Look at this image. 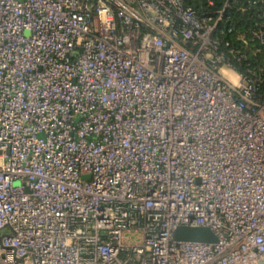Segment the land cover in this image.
<instances>
[{
	"label": "built area",
	"instance_id": "2783aa9c",
	"mask_svg": "<svg viewBox=\"0 0 264 264\" xmlns=\"http://www.w3.org/2000/svg\"><path fill=\"white\" fill-rule=\"evenodd\" d=\"M214 8L0 0V264L264 261V0Z\"/></svg>",
	"mask_w": 264,
	"mask_h": 264
},
{
	"label": "trees",
	"instance_id": "16d2710c",
	"mask_svg": "<svg viewBox=\"0 0 264 264\" xmlns=\"http://www.w3.org/2000/svg\"><path fill=\"white\" fill-rule=\"evenodd\" d=\"M215 4L214 9H220L223 7L224 2L226 0H212ZM207 0H189L194 7L199 8L201 5H205ZM251 11L242 12L241 6L239 4L234 5L230 8L228 16L231 17V23L234 26L233 33H226L223 36V40H229L234 44V46L238 49L242 50V46L240 41L238 40L241 34H246L247 37L250 36L251 29L253 26V20L251 17ZM228 25V24H227ZM229 26V25H228ZM257 45L255 43H251L249 49V55L252 57L254 50H256Z\"/></svg>",
	"mask_w": 264,
	"mask_h": 264
},
{
	"label": "water",
	"instance_id": "95a60500",
	"mask_svg": "<svg viewBox=\"0 0 264 264\" xmlns=\"http://www.w3.org/2000/svg\"><path fill=\"white\" fill-rule=\"evenodd\" d=\"M175 239L178 241L205 243L217 242L215 234L210 229L203 227H180L175 232ZM257 264H264V261H261Z\"/></svg>",
	"mask_w": 264,
	"mask_h": 264
}]
</instances>
